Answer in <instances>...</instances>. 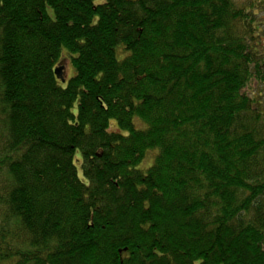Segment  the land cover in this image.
Listing matches in <instances>:
<instances>
[{
	"label": "trees",
	"instance_id": "obj_1",
	"mask_svg": "<svg viewBox=\"0 0 264 264\" xmlns=\"http://www.w3.org/2000/svg\"><path fill=\"white\" fill-rule=\"evenodd\" d=\"M0 264H264V0H0Z\"/></svg>",
	"mask_w": 264,
	"mask_h": 264
},
{
	"label": "rangeland",
	"instance_id": "obj_2",
	"mask_svg": "<svg viewBox=\"0 0 264 264\" xmlns=\"http://www.w3.org/2000/svg\"><path fill=\"white\" fill-rule=\"evenodd\" d=\"M102 1H104V0H102ZM59 66L63 68L62 76L67 78L68 76L72 75L73 70H72L71 63L68 60V55L64 54L63 60H61ZM139 126H141L140 123H139ZM154 154L155 153L152 151L149 152V154L147 155V158L145 159L143 164L140 166V168H147L148 166L150 167V164L152 165V162H153ZM80 157H81V154L78 153L77 159H80Z\"/></svg>",
	"mask_w": 264,
	"mask_h": 264
},
{
	"label": "water",
	"instance_id": "obj_3",
	"mask_svg": "<svg viewBox=\"0 0 264 264\" xmlns=\"http://www.w3.org/2000/svg\"><path fill=\"white\" fill-rule=\"evenodd\" d=\"M62 73H63V68L62 67H58L55 71L56 76L61 79L63 82H65V79H63L62 77Z\"/></svg>",
	"mask_w": 264,
	"mask_h": 264
}]
</instances>
